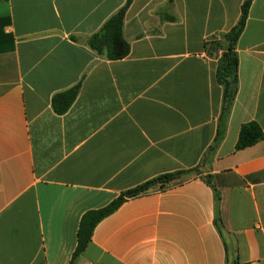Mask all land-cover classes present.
I'll use <instances>...</instances> for the list:
<instances>
[{
  "label": "crops",
  "instance_id": "1",
  "mask_svg": "<svg viewBox=\"0 0 264 264\" xmlns=\"http://www.w3.org/2000/svg\"><path fill=\"white\" fill-rule=\"evenodd\" d=\"M126 1L0 0V264H71L85 214L197 168L100 221L77 264H264V140L236 149L243 124L264 133V0L237 44L214 154L223 87L205 43L237 25L243 0H133L130 55L106 60L89 40ZM81 81L56 114L53 97Z\"/></svg>",
  "mask_w": 264,
  "mask_h": 264
},
{
  "label": "trees",
  "instance_id": "2",
  "mask_svg": "<svg viewBox=\"0 0 264 264\" xmlns=\"http://www.w3.org/2000/svg\"><path fill=\"white\" fill-rule=\"evenodd\" d=\"M133 0H127L125 5L114 14L89 40L90 47L101 57L110 61H118L127 58L131 52V44L126 39L124 33L125 19ZM254 0H243L241 7V17L235 27L228 33L220 35L218 38L205 43V51L210 56L218 58L217 81L223 87V104L220 124L217 131V137L209 150L214 154L222 142L226 132V122L231 114L234 103L239 93L240 79L239 66L240 59L237 52L238 41L243 34L250 10ZM169 9L173 8V0H168ZM142 36V35H141ZM140 36V37H141ZM82 88V81L73 88L56 94L52 99V108L58 115L66 114L76 102ZM264 140V133L261 127L250 122L243 124L240 130L237 150L246 149L256 145ZM199 173V168L189 171H178L156 177L146 183L125 191L109 206L90 211L85 214L81 220L78 231V246L73 256L71 264H77V260L84 253L92 241V236L96 226L104 218L118 210L128 199L135 198L156 188H165L174 183L188 179ZM206 181L212 186L211 177ZM216 195V225L222 230V220L219 213V193L214 188ZM229 264V263H228ZM236 264V263H233Z\"/></svg>",
  "mask_w": 264,
  "mask_h": 264
}]
</instances>
